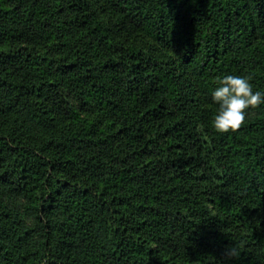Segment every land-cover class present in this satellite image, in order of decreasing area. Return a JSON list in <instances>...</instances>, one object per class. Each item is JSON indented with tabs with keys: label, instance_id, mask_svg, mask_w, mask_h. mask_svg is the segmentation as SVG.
I'll return each instance as SVG.
<instances>
[{
	"label": "trees",
	"instance_id": "16d2710c",
	"mask_svg": "<svg viewBox=\"0 0 264 264\" xmlns=\"http://www.w3.org/2000/svg\"><path fill=\"white\" fill-rule=\"evenodd\" d=\"M226 75L264 93V0H0V264H264Z\"/></svg>",
	"mask_w": 264,
	"mask_h": 264
},
{
	"label": "clouds",
	"instance_id": "9594fccd",
	"mask_svg": "<svg viewBox=\"0 0 264 264\" xmlns=\"http://www.w3.org/2000/svg\"><path fill=\"white\" fill-rule=\"evenodd\" d=\"M251 76L226 75L218 79V87L212 93L213 102L218 105L213 126L216 132L227 134L238 132L246 123L249 110L264 104V93L254 91ZM238 257V245L230 247L225 253Z\"/></svg>",
	"mask_w": 264,
	"mask_h": 264
}]
</instances>
